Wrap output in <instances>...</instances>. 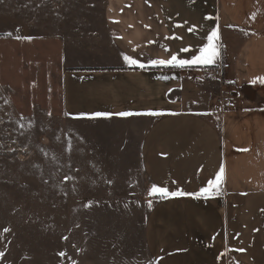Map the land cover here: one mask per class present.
<instances>
[{
	"label": "crops",
	"instance_id": "crops-1",
	"mask_svg": "<svg viewBox=\"0 0 264 264\" xmlns=\"http://www.w3.org/2000/svg\"><path fill=\"white\" fill-rule=\"evenodd\" d=\"M213 29L221 45L214 64L150 63L191 59ZM102 35L108 45L94 66L74 65L59 43L60 112L151 120L140 162L151 184L169 193L145 220L152 261L226 264L230 255L264 264V82L257 79L264 78V0H106ZM219 65L221 82L210 74ZM220 91L236 97L221 117L211 104ZM221 167V181L209 187Z\"/></svg>",
	"mask_w": 264,
	"mask_h": 264
},
{
	"label": "rangeland",
	"instance_id": "rangeland-1",
	"mask_svg": "<svg viewBox=\"0 0 264 264\" xmlns=\"http://www.w3.org/2000/svg\"><path fill=\"white\" fill-rule=\"evenodd\" d=\"M105 2L0 0V264H153L143 229L162 195L140 162L151 120L60 112L59 43L94 66Z\"/></svg>",
	"mask_w": 264,
	"mask_h": 264
},
{
	"label": "snow or ice",
	"instance_id": "snow-or-ice-1",
	"mask_svg": "<svg viewBox=\"0 0 264 264\" xmlns=\"http://www.w3.org/2000/svg\"><path fill=\"white\" fill-rule=\"evenodd\" d=\"M193 30L194 29H189V31H193ZM173 38H176V37H169L168 39H173ZM206 39H207V43L203 47L199 48L198 54L193 55L191 59H178L177 55L174 54L171 56V59L167 61L163 59H157V60L150 61V63L153 66H172V67H181V68L192 67L196 65L214 64L220 56L219 49L221 45L219 43L220 36H219L218 30L217 29L211 30L210 34L206 37ZM165 50L168 51L167 48ZM189 50L190 49L188 48L181 49L182 52H187ZM124 59L125 61H130L132 64H137L140 68L145 67L143 63H139L136 59H133L127 55L124 56ZM164 78L167 79V77H164ZM257 79H259L260 82H264V78H257ZM97 115H101V114H97ZM120 115L128 116L130 115V113L125 112V113H121ZM245 151L247 150L245 149ZM223 172H224V168L221 167L220 171L216 175L215 181H209V187L219 184V182L221 181ZM208 190H209L208 188L201 189V193H207ZM201 193H197L196 195L199 196ZM151 194H161L163 196L169 195V193L167 192V189L159 188L155 185L150 190V195ZM170 195L172 196L186 195V193L173 192ZM3 255L4 254L0 252V257H2ZM60 255L63 256L64 253H60ZM153 264H156V262L154 261Z\"/></svg>",
	"mask_w": 264,
	"mask_h": 264
},
{
	"label": "built area",
	"instance_id": "built-area-1",
	"mask_svg": "<svg viewBox=\"0 0 264 264\" xmlns=\"http://www.w3.org/2000/svg\"><path fill=\"white\" fill-rule=\"evenodd\" d=\"M211 78L219 82L222 81L221 66L210 70ZM235 93L230 91H220L211 101L213 112L219 117L236 107Z\"/></svg>",
	"mask_w": 264,
	"mask_h": 264
}]
</instances>
